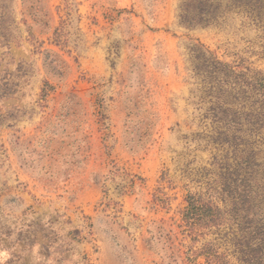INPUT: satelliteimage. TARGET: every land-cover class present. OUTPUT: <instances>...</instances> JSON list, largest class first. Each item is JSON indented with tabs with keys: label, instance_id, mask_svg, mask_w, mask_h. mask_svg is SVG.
<instances>
[{
	"label": "rangeland",
	"instance_id": "rangeland-1",
	"mask_svg": "<svg viewBox=\"0 0 264 264\" xmlns=\"http://www.w3.org/2000/svg\"><path fill=\"white\" fill-rule=\"evenodd\" d=\"M187 1L0 0V264H244L221 173L264 166V15ZM189 194L227 212L189 229Z\"/></svg>",
	"mask_w": 264,
	"mask_h": 264
},
{
	"label": "trees",
	"instance_id": "trees-1",
	"mask_svg": "<svg viewBox=\"0 0 264 264\" xmlns=\"http://www.w3.org/2000/svg\"><path fill=\"white\" fill-rule=\"evenodd\" d=\"M184 5L186 6L183 9L185 13L180 15V23L186 27H195L207 25L216 18L223 6V1L209 3L208 0H188ZM234 6L259 16L260 19L264 15V0H234ZM218 64L222 67L221 72L224 73L228 64L220 61ZM253 77L256 83L261 84L260 88L255 87V91L263 89L264 75L261 72H253ZM260 94L262 98L255 100L256 106L253 117L259 127L262 128L264 127V91ZM255 161L256 158L251 156V171L247 176L241 171L240 162L232 170H230V165L225 162L226 172L221 173L222 187L225 190L237 192L230 204L234 210V218L240 224V231L235 234L234 239L238 258L244 264H264V218H260L262 215L258 206L264 189V166L262 163H254ZM255 164L258 167L262 166V169L257 167L255 169L253 167ZM260 174L262 175L260 176ZM186 202L187 205L182 211V220L189 226V229H193L196 225H203L207 220L208 210L217 211L219 215L227 212L224 207L204 203L199 196L195 197V195H187ZM209 216L213 218L212 215ZM244 222L249 223L251 229L243 230L241 224ZM204 248L206 250L202 251V254L206 255L207 264H231L225 254L211 251L209 247Z\"/></svg>",
	"mask_w": 264,
	"mask_h": 264
}]
</instances>
